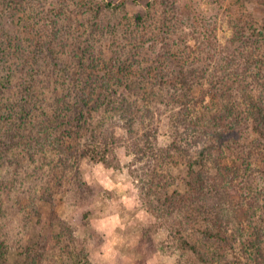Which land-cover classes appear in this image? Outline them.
Segmentation results:
<instances>
[{
    "label": "trees",
    "instance_id": "16d2710c",
    "mask_svg": "<svg viewBox=\"0 0 264 264\" xmlns=\"http://www.w3.org/2000/svg\"><path fill=\"white\" fill-rule=\"evenodd\" d=\"M128 1L0 0V264H96L57 207L92 189L83 159L142 182L164 251L264 264V0H234L224 43L198 0ZM45 205L49 231L24 241Z\"/></svg>",
    "mask_w": 264,
    "mask_h": 264
},
{
    "label": "rangeland",
    "instance_id": "374dc122",
    "mask_svg": "<svg viewBox=\"0 0 264 264\" xmlns=\"http://www.w3.org/2000/svg\"><path fill=\"white\" fill-rule=\"evenodd\" d=\"M185 1L179 0L181 4ZM200 2L205 13L212 17L217 16V34L224 43L231 34L227 21L229 10H235L238 4L234 0H198ZM142 9L143 5L137 1L127 2L130 15ZM249 10L262 11L257 1L255 5H249ZM193 42L192 40L191 43ZM162 119L160 139L167 142L169 116L163 115ZM118 151L123 159L127 158L124 148H119ZM168 166L173 173L172 182H168L170 190H184L188 181L185 167L181 164ZM80 168L88 182L86 188L91 187V192L87 191V197L79 205L71 204V197L57 198V207L75 227L79 247L89 253L94 263L179 264L180 259L189 257L191 260L196 259V264H206L192 254H183L178 249H162L163 243L168 242L169 233L166 228L156 230L158 217L146 206L142 195L140 196L143 184L135 180L127 168L106 167L102 162L90 159H83ZM50 210L49 205L44 206V217H36L29 224L24 241L26 239L27 242L35 243L41 233L49 231ZM9 264H24V256L19 249L11 251Z\"/></svg>",
    "mask_w": 264,
    "mask_h": 264
}]
</instances>
